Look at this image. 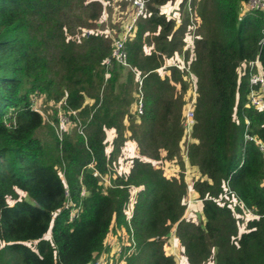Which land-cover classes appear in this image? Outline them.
Masks as SVG:
<instances>
[{
	"label": "trees",
	"instance_id": "trees-1",
	"mask_svg": "<svg viewBox=\"0 0 264 264\" xmlns=\"http://www.w3.org/2000/svg\"><path fill=\"white\" fill-rule=\"evenodd\" d=\"M167 1L147 0L123 65L107 58L134 8L129 19L116 0H0V264H90L105 255L110 264H179L167 252L172 236L187 264H264V154L246 139L264 141V111L248 104V63L259 58L264 69V10L240 17L247 0H184L178 21L163 11ZM38 94L65 98L83 133L61 139L33 109ZM129 140L139 155L119 173ZM161 158L179 173L167 176L154 163ZM188 164L201 173L192 189L204 221L184 216ZM242 205L258 215L244 232Z\"/></svg>",
	"mask_w": 264,
	"mask_h": 264
},
{
	"label": "built area",
	"instance_id": "built-area-1",
	"mask_svg": "<svg viewBox=\"0 0 264 264\" xmlns=\"http://www.w3.org/2000/svg\"><path fill=\"white\" fill-rule=\"evenodd\" d=\"M133 4V7L135 9V16L133 18L132 23L126 28V31L123 33L121 38L115 39L114 40V45H113V51L110 55L109 58H107V64H112L113 61H117L120 64L127 65V49H126V42L133 30V24L139 18L140 16H143L146 11V3L147 0H130ZM253 10H264V0H247L243 6L242 10L240 13V17L248 11H253ZM82 31L89 35L90 30L88 28H82ZM263 35H264V30H263ZM260 44H264V36L260 41ZM244 69L246 68V64L243 66ZM248 67L250 70V85L252 86V90L249 96V106H252L258 110L264 111V69L261 65L260 59L257 58L256 60L250 61L248 63ZM242 71V70H240ZM39 96L34 95L33 96V109L36 111H40V109L37 106H34L35 103V98ZM41 98V97H40ZM61 108L64 110V106L66 105L65 98H63L59 104ZM59 110V121H58V136L62 139V136L70 132V127L72 125L73 121V116H77V110L76 109H69L68 111ZM139 110L142 111V103L139 105ZM192 119H193V112L191 108H188L186 111V120L184 122L185 128L188 130L191 129L192 125ZM80 133H83V128H81ZM246 139L248 140H255L256 143L259 145L261 151L264 154V141H260L258 138L255 136H252L250 134H246ZM85 194V189H82V195ZM228 192L224 195V199L228 198ZM66 208H71L72 213H71V218L75 217L76 212L78 210L77 205L70 199L68 198L66 202ZM244 210L247 214L257 217L258 215L255 214L252 209L245 208L244 205ZM90 264H102L101 260H97L96 262L90 263Z\"/></svg>",
	"mask_w": 264,
	"mask_h": 264
},
{
	"label": "rangeland",
	"instance_id": "rangeland-1",
	"mask_svg": "<svg viewBox=\"0 0 264 264\" xmlns=\"http://www.w3.org/2000/svg\"><path fill=\"white\" fill-rule=\"evenodd\" d=\"M148 1H150V0H148ZM184 0H168L164 5H163V7H162V9H163V11H165L166 12V14L168 15V16H173L174 18H176V19H178V21H180L181 20V10H182V2H183ZM128 2L129 3H127L125 0H119V1H117L116 0V4H118V3H120V6L122 7H120V10H119V12H122L123 11V9L126 7V10H127V14H126V16H128L129 17V19H131L132 18V16H133V4H132V2L130 1V0H128ZM188 2H191V0H188ZM123 3H126L125 5H123L122 6V4ZM129 4V5H128ZM147 4V3H146ZM111 6H112V4H111ZM132 8V9H131ZM135 10V9H134ZM121 14V13H120ZM107 20V22L105 23V25H106V28L108 29V30H110L109 29V25H110V20L108 19V18H104L103 19V21H106ZM191 20H192V16H191ZM193 22H196V14L194 15L193 14V20H192ZM193 24V23H192ZM196 28L197 27H194L193 28V31L194 32H192V39L190 40L191 42H194V39L195 38H193V36H194V34H196L195 33V31H196ZM112 35V34H111ZM113 36V35H112ZM113 37H115V36H113ZM184 61H185V58L184 57H181V67H184V65H185V63H184ZM39 95V94H38ZM40 97H42V98H40V97H37V98H35V103H34V106H37L39 109H40V111H41V113H42V115H43V117H44V120H45V122H46V124H48V125H50V123L53 121L54 122V127L56 128L55 130H56V132H57V134H58V131H57V128H58V122L56 123L54 120L57 118L58 119V121H59V110H63V108H61V106L60 105H58L57 103H53V102H50V101H48L47 100V98H45L43 95H39ZM194 96H195V89H194V86H193V82H192V84H190V87H189V91H188V93L186 94V99H187V103H190V102H192V100H193V98H194ZM141 98H142V95H141V97L139 98V105L142 103V100H141ZM65 110H63V112H64ZM139 112H142L141 110H139ZM78 116V115H77ZM78 119H76V121H72V125H71V127H70V132L72 131V129H74V128H76L78 131L79 130H81V128L83 127L82 125V121H81V118L80 117H77ZM48 125H45V127H43L42 128V130H41V132H40V134L42 135L43 133H45V134H47L46 132L48 131V129H49V127H48ZM186 131H187V135H190V133H191V129L190 130H188L187 128H186ZM64 137V135L62 136V138ZM134 142V141H133ZM135 143V142H134ZM136 144V143H135ZM136 150H137V152H138V147H137V144H136ZM139 155V154H138ZM164 155H165V153H164ZM163 155V156H164ZM164 159V158H163ZM164 160H162V158H161V160L160 161H154V163H156V165H161V166H163L165 169L169 166V164L168 165H166L164 162H163ZM126 165V164H125ZM167 170V169H166ZM186 176H187V173H186ZM189 176V175H188ZM188 181H190V178H188ZM21 197L22 198H26V199H28V200H30V198H29V196H27L25 193H21ZM227 202H229V200H227ZM236 206V205H235ZM234 208H236V207H234ZM240 215L239 216H237V218H238V222H239V229H240V232H244V231H246L247 230V224H248V222L250 221V220H252V219H254L253 218V216H251V215H249V214H247V213H245V214H243V213H239ZM29 245H31V246H35V244L37 243L36 241H30V242H27ZM108 243H110V244H112L113 246H114V248L116 249V251H118V249H117V245H116V243L114 242V240L109 236L108 237ZM101 260H102V262H103V264H110L111 262H113V260H112V258L110 257V255H108V257L105 255V256H103L102 258H100ZM121 264V263H120Z\"/></svg>",
	"mask_w": 264,
	"mask_h": 264
},
{
	"label": "crops",
	"instance_id": "crops-1",
	"mask_svg": "<svg viewBox=\"0 0 264 264\" xmlns=\"http://www.w3.org/2000/svg\"><path fill=\"white\" fill-rule=\"evenodd\" d=\"M170 17L174 18L173 16ZM108 135L109 139L112 140L115 136V131L112 129L109 130ZM136 156H138L136 144L133 141L129 140L123 148L122 156L119 158V164L117 165L118 172H128L132 164V159ZM166 169V175L169 177H172L179 173V169L176 168L173 164H170ZM185 173H187L186 180L190 190L188 195V208L184 216L187 219H191L193 221H204L205 218L203 215V201L199 198L198 194L192 189L193 182L201 177V173L197 167L191 166L189 164L187 165V171ZM188 178H190V181H188ZM111 238L115 240L113 236H111ZM167 252L169 254H174L178 256L179 264H187L186 259L182 254V248L180 246L179 240L176 239L175 236H172L169 239L167 245Z\"/></svg>",
	"mask_w": 264,
	"mask_h": 264
}]
</instances>
